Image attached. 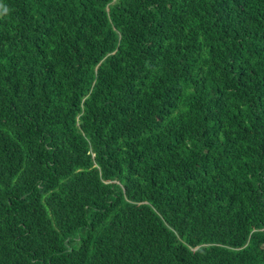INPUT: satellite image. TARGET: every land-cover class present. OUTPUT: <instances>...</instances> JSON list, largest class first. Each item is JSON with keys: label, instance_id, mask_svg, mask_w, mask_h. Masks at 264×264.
<instances>
[{"label": "trees", "instance_id": "1", "mask_svg": "<svg viewBox=\"0 0 264 264\" xmlns=\"http://www.w3.org/2000/svg\"><path fill=\"white\" fill-rule=\"evenodd\" d=\"M0 264H264V0H0Z\"/></svg>", "mask_w": 264, "mask_h": 264}]
</instances>
